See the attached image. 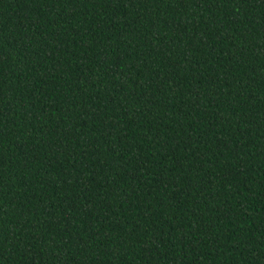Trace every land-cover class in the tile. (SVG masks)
Returning a JSON list of instances; mask_svg holds the SVG:
<instances>
[{
	"label": "trees",
	"instance_id": "trees-1",
	"mask_svg": "<svg viewBox=\"0 0 264 264\" xmlns=\"http://www.w3.org/2000/svg\"><path fill=\"white\" fill-rule=\"evenodd\" d=\"M0 264H264V0H0Z\"/></svg>",
	"mask_w": 264,
	"mask_h": 264
}]
</instances>
